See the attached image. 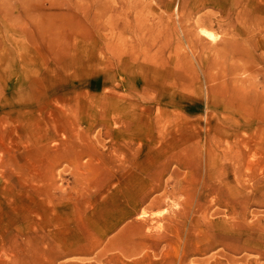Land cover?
Instances as JSON below:
<instances>
[{
	"label": "rangeland",
	"instance_id": "374dc122",
	"mask_svg": "<svg viewBox=\"0 0 264 264\" xmlns=\"http://www.w3.org/2000/svg\"><path fill=\"white\" fill-rule=\"evenodd\" d=\"M263 82L264 0H0V264H264Z\"/></svg>",
	"mask_w": 264,
	"mask_h": 264
},
{
	"label": "bare ground",
	"instance_id": "6f19581e",
	"mask_svg": "<svg viewBox=\"0 0 264 264\" xmlns=\"http://www.w3.org/2000/svg\"><path fill=\"white\" fill-rule=\"evenodd\" d=\"M203 32L209 37L215 38L211 31L203 30ZM245 87V94L242 96L240 104L243 112L241 127L245 136L244 141L249 143V141L257 140L259 124L264 121V82L262 89L259 88V85L252 91H249L248 84Z\"/></svg>",
	"mask_w": 264,
	"mask_h": 264
}]
</instances>
